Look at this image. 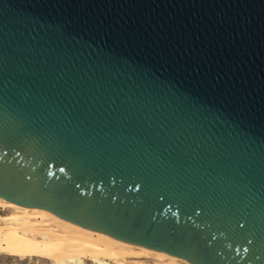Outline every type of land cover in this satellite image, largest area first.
<instances>
[{
  "label": "water",
  "instance_id": "water-1",
  "mask_svg": "<svg viewBox=\"0 0 264 264\" xmlns=\"http://www.w3.org/2000/svg\"><path fill=\"white\" fill-rule=\"evenodd\" d=\"M0 123V199L264 264V0H0Z\"/></svg>",
  "mask_w": 264,
  "mask_h": 264
},
{
  "label": "bare ground",
  "instance_id": "bare-ground-1",
  "mask_svg": "<svg viewBox=\"0 0 264 264\" xmlns=\"http://www.w3.org/2000/svg\"><path fill=\"white\" fill-rule=\"evenodd\" d=\"M0 208L17 210L25 218L50 221L62 232V234L54 235L52 238L39 239L20 225L18 227V224L17 227H13L10 226V223H2V218H0V252L3 253L48 257L57 264H82V259L87 257L98 261L115 259L126 252H137L142 255L166 259L175 264H188L163 253L129 245L83 229L42 210L19 207L2 199H0Z\"/></svg>",
  "mask_w": 264,
  "mask_h": 264
},
{
  "label": "rangeland",
  "instance_id": "rangeland-1",
  "mask_svg": "<svg viewBox=\"0 0 264 264\" xmlns=\"http://www.w3.org/2000/svg\"><path fill=\"white\" fill-rule=\"evenodd\" d=\"M0 218L2 223H10V226L24 228L26 231L31 232L39 239L45 237L52 238L54 235L62 234V232L50 221H42L38 218H25L22 213L17 210L9 208H0ZM14 221V223H13ZM12 222V223H11ZM21 223V224H19ZM27 224V225H24ZM24 226V227H23ZM1 257H11L12 264H57L54 260L48 257L27 256V255H14L0 252ZM82 264H175L166 259H161L154 256L142 255L137 252H126L120 254L115 259H101L95 261L89 257L82 259Z\"/></svg>",
  "mask_w": 264,
  "mask_h": 264
},
{
  "label": "snow or ice",
  "instance_id": "snow-or-ice-1",
  "mask_svg": "<svg viewBox=\"0 0 264 264\" xmlns=\"http://www.w3.org/2000/svg\"><path fill=\"white\" fill-rule=\"evenodd\" d=\"M16 131L19 132V131H21V129H17ZM13 134L14 133L12 131L6 130L4 124L0 123V143H4V142L9 141ZM60 171H63V169H60ZM161 198H163V197H161ZM153 219H154V217H153ZM239 227L243 228L244 225L240 224ZM213 239H214V237H213ZM248 243L251 244L252 241L249 240ZM245 251H247V249H245Z\"/></svg>",
  "mask_w": 264,
  "mask_h": 264
},
{
  "label": "trees",
  "instance_id": "trees-1",
  "mask_svg": "<svg viewBox=\"0 0 264 264\" xmlns=\"http://www.w3.org/2000/svg\"><path fill=\"white\" fill-rule=\"evenodd\" d=\"M11 261H12L11 257H1L0 256V264H12ZM20 264H27V262L20 263Z\"/></svg>",
  "mask_w": 264,
  "mask_h": 264
}]
</instances>
